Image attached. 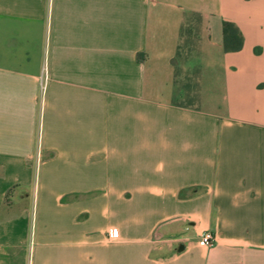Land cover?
Instances as JSON below:
<instances>
[{
    "label": "crops",
    "instance_id": "0c3cea01",
    "mask_svg": "<svg viewBox=\"0 0 264 264\" xmlns=\"http://www.w3.org/2000/svg\"><path fill=\"white\" fill-rule=\"evenodd\" d=\"M0 264H264V0H0Z\"/></svg>",
    "mask_w": 264,
    "mask_h": 264
},
{
    "label": "trees",
    "instance_id": "16d2710c",
    "mask_svg": "<svg viewBox=\"0 0 264 264\" xmlns=\"http://www.w3.org/2000/svg\"><path fill=\"white\" fill-rule=\"evenodd\" d=\"M222 32L224 36V47L226 50L229 49L228 44H227V40L229 37L233 38L236 41V45H235L236 49L240 47L241 38L238 32L236 31V29L233 27V25L229 23H224L222 27Z\"/></svg>",
    "mask_w": 264,
    "mask_h": 264
},
{
    "label": "built area",
    "instance_id": "2783aa9c",
    "mask_svg": "<svg viewBox=\"0 0 264 264\" xmlns=\"http://www.w3.org/2000/svg\"><path fill=\"white\" fill-rule=\"evenodd\" d=\"M45 80H46V73H45V69H44V71H43V78H42V80H41V86H42V88L44 87V83H45ZM212 243V237H211V235H209V234H204L201 238H200V240H199V244L201 245V246H208V245H210Z\"/></svg>",
    "mask_w": 264,
    "mask_h": 264
}]
</instances>
